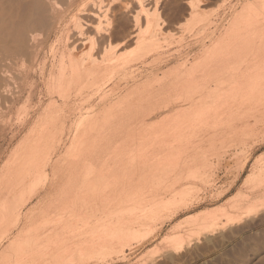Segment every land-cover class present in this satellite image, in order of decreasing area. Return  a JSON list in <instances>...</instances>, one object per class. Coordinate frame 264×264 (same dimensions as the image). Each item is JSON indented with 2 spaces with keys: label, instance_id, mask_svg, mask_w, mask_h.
<instances>
[{
  "label": "rangeland",
  "instance_id": "obj_1",
  "mask_svg": "<svg viewBox=\"0 0 264 264\" xmlns=\"http://www.w3.org/2000/svg\"><path fill=\"white\" fill-rule=\"evenodd\" d=\"M159 1L161 5L165 2L163 0ZM166 1L169 2L170 0ZM172 1L173 0H171V3L169 2L170 4L168 2L165 3L166 6L165 4L161 6L160 3L158 4L157 2V9H159L158 11L160 14L159 17H161L160 21L164 18L162 21L166 22L165 25L163 24L164 22H162V30L166 31L163 34L164 36H166L164 37L163 34L159 36L162 37L159 38V41L157 43V45L159 46L155 55L142 56V59L140 58L136 60V62L133 61L135 65L133 64V62H131L125 67H123V69H117L115 71L110 72V76L109 74L107 75L109 77L106 78V83L99 88L93 86H90V88L83 87L85 89H82L81 92L78 93L79 95L76 96V98L73 97L72 99L64 100L59 99V113H57L59 120L57 125H59V129L52 128V130H49L47 134L41 132V130L39 129V116L41 115L39 113L47 105L48 102L47 100H44L40 104L37 102L36 99H34L32 100V102H30V106L31 108L36 109L35 114L29 119L26 127L22 128L20 131H16L20 126L17 125L18 121L16 119V116H14L15 118L13 117L14 120L12 119L13 121L11 122V124L15 123V125L10 126V128L14 130V134L6 129L3 134L0 135V137L3 135L0 138V169H2L0 172V176L10 166L13 167L16 174L18 170L22 172L25 171V173L19 175H23L22 179L24 180L22 181V183H20L19 185L17 184V186H15V188H17L19 192L11 193V195L9 196V200H11L15 196L14 198L17 199L15 203H18V205L22 208V213H32V230L33 227L38 226L40 222V228L41 225L44 226L42 227L43 230L48 228V226H52L54 224L60 225L62 223L60 229L65 228L66 231H69V228L71 227V237H74V239L76 240L78 236L75 238L74 235H77V233L80 234L81 232L86 233L89 228V232H91L93 228V231H95L96 233H100V235H107L111 231V226L109 225L110 223L108 224L109 221L115 222L117 219H120V222L123 220L121 223L124 225V221L131 220L129 224V227H131V229L128 230L127 228L124 230L125 232L128 230L126 234L127 237L125 236L122 238L123 244L122 240L120 241V244H122V246L120 244H117L118 246H111L109 248H95L93 250H90L88 254H85L83 257H81V260L76 259L78 263L74 261L75 264H264L263 207H260V209H263L253 212L254 214L251 215L250 218L248 217L247 219L244 218L243 220L241 219L239 221L232 220L230 222H226V225L218 226V229H216L213 233H208V235L207 233L198 230L197 227V224L201 222L200 219H202L203 215L206 221L209 218L211 219L213 217L214 221L220 220L222 222H225V219H227L228 216L236 213L235 207L233 206L237 203H239V205L241 206H245L243 199L246 198V196L250 197L251 195H253L249 193V190L254 188L256 184L258 185L260 182L263 183L264 177L262 176L264 174V113L262 111L264 108L260 106V110L262 108L261 113L260 111L254 113L255 108L253 109L254 111L252 110V108L255 107V105L257 104L256 109L258 111L259 105L264 106V100L260 101L263 103L258 102L260 99L257 98L258 95L256 94V104H254L253 102L254 98L251 97L252 100H247L249 102L252 101L250 104L253 107H251L250 105L248 107L247 104L249 102L243 100L245 102L243 104V101L241 102V99L238 98L240 96H238L237 100H239H235L237 103L233 102L235 106L233 105L231 107V110L233 108L235 109V107L237 110L235 111L233 109L235 112L232 110V115H230V117L225 113L226 115L224 114L225 116L223 117L224 123L221 121V119L220 121L219 119L217 121L216 119H212L213 124L212 121L211 123L206 121L207 125L206 123H202L201 126H199L200 124L198 126H193V123L197 122L195 119H193V117L191 118L192 121L188 119L190 120V122H192L191 125L190 122L186 120L192 115H182V113L178 111L175 113L178 107L184 108L189 105L188 107L191 108V105L194 104L193 107H195L196 105H199L196 103L200 102L201 104H203L204 102L207 104L214 103L215 100L218 99L221 93V89H224L228 86L229 83H231L230 80L232 79V76L239 70H243L244 72L250 73L253 76H260L261 74H264L263 68L258 65L255 66L254 62H252L251 60L253 58V55L249 54L251 48L260 50L261 55H259L258 59L264 62V2L263 0H187L190 3L188 4V2L185 0L184 2L183 0H181L182 3L180 0V3L177 0V5L181 8H184V6L186 5H193L194 3L198 4L197 9L199 10H193V15L187 14L189 12H186L184 10L183 12L182 9L180 12H178V10L176 12V9L180 8H176V5H174L175 10H173V7L171 9H168V4L170 8V5L172 6V3L177 2L176 0H174V2ZM185 2L187 3L185 4ZM161 7H165V10H163V8ZM247 8L248 10L250 9V14L252 12V17L250 18L251 24L249 26V29L245 30V28H243L244 31L242 30L241 32L242 37L244 35V39H246V41L243 42V44L245 43V46L244 48H242L245 52L241 55L234 56L229 62L227 69H223L217 72L215 75L218 77L213 79L212 81H208L206 82V84H204L201 83V79L198 78V85L196 86H198L199 89L203 88L202 90H196L194 88L196 87L195 85L186 88H176L178 82H181L183 80L184 74L191 73L193 74V76L201 77L205 73L204 67L202 68L203 71H200V66L198 65L202 66L203 64L204 66L205 63V65H207L208 59L210 61L211 57L209 54L214 53L216 50L215 45L217 46V43L222 40L228 41L230 31L232 29V26H234L233 24L235 23V19L237 21L241 17H243L242 19H246L248 17V15H246V13L249 14ZM167 11H171V14ZM173 11H175L177 15L182 12L180 16L183 15V19L178 15L181 18L180 20H178L179 18H177L176 13H173ZM163 12H167L172 17L173 15L176 17L172 18L171 16H169L171 18L168 17V20L165 18L168 16V14H164ZM238 15H240V18ZM198 18L199 21L197 20ZM170 19H174L173 21H176L175 24L174 22L171 23ZM250 30L252 31L253 35L251 34ZM169 32L174 33L172 34ZM245 33L246 35L248 34V37L245 35ZM258 34L259 36L256 37V35ZM249 39L252 41L254 40L253 43L252 41L249 42ZM131 45L128 46L127 44L126 47L124 46V49L122 48L123 50L121 49L120 51L121 54L129 55L133 53L136 50V46L133 43ZM206 53L208 55H206ZM203 60L204 62H207L204 63ZM196 61H199L201 63L199 64V62L197 63ZM190 67L192 68V70L190 69ZM193 67L199 68L197 69L198 71L196 70V72L194 70L196 68ZM131 73L136 76V81L134 82H132L130 78ZM160 77L162 80H159ZM216 81L218 83H223L222 85L216 84ZM137 85L139 88L138 90L135 89V86ZM132 87L135 90L132 91ZM214 87L215 89L218 87V92L217 90H214ZM79 88L81 87H78L77 89ZM77 89L71 88V90H69L72 94ZM91 89L93 90V92H91ZM146 89L150 91L153 89L151 92L149 91L151 95L147 93L148 91ZM193 89L194 93H192ZM128 90L131 92H129ZM213 90L215 91L214 94ZM88 91H90V93ZM103 92L107 94V97L105 99H100L99 97ZM137 93H139L140 95L138 94L139 96L135 97L134 100H131L133 98L128 97L130 95L131 97L136 96ZM145 93H147V96H144V98L142 96L145 95ZM141 94L143 95L141 96ZM140 96L142 97L141 99L139 98ZM258 97H260V95ZM262 97L264 99V95H261V98ZM122 98H124L123 100L125 102H123ZM138 98L139 100H137ZM130 100L134 101L135 105H131L133 102H131ZM135 100L138 102L136 103ZM231 100L234 101L231 97L228 99V102H231ZM21 103L22 101L20 102V104ZM121 103L123 104L120 105ZM20 104L19 106H21ZM115 104H117L118 106H116ZM125 104L126 106H128V109L126 108V110L123 111L124 107H126L124 106ZM246 106L248 107V110L251 109V111H253V114H250V110L249 112L246 110ZM67 107L69 110H73L69 112ZM108 107L110 108V110H108ZM60 108L62 110H60ZM112 108L113 110H111ZM119 109L120 112L122 111V113L116 111ZM114 110L116 113L113 112ZM111 113L112 116L109 117ZM227 113L229 112L227 111ZM106 116L108 117L105 118ZM183 116L185 117L182 118ZM254 116L259 118L260 120H257L256 126L251 128H243V126H238V124L240 123L238 121L241 119V117H244L245 119H248L250 117L251 119H249L252 120V123ZM231 117L233 118L231 119ZM162 118L163 120H161ZM107 119L108 121L110 120L109 123ZM180 119L186 121H183V123L181 120L180 122L183 124H180ZM228 119H231V121ZM214 120L216 122V125ZM233 120H235L237 123ZM166 121L167 123H165ZM185 122H187L192 127V130L190 129L191 127ZM102 123H104L105 125ZM229 123L232 125L234 124L235 127L238 126V128H235L236 130L233 128L234 126L230 128L232 125L230 126ZM85 124H88V126L86 125L88 128L85 126ZM90 124H92V126ZM208 124L210 127L208 126ZM107 126H110V128H108ZM101 127L102 129H100ZM154 128L157 129L155 130ZM53 129H55L57 133L54 132ZM162 131H165V133L163 134ZM180 131H182L183 133ZM149 132L150 134H148ZM192 132L195 133L193 134ZM83 133L85 136L83 135ZM188 134L190 135V137ZM192 134H197V137L194 138ZM149 136L151 139H149ZM199 136H203L202 139H198ZM167 137L169 138L167 139ZM178 137H185L184 139L182 138V141L179 143V145L176 144L177 140L179 139ZM39 139L42 140V142L38 144V147L40 148L39 151L41 152H39L38 161L35 159V162H38V165L36 166L33 164V156L35 155V152L36 154L38 153V151L35 150L36 143ZM92 141L93 145L95 146L94 151H92L93 147H89ZM166 144L168 145L166 146ZM174 145H176L177 148L179 147L177 150H180L181 148L180 151L182 154L179 153V151L176 152L177 150L175 149L176 147ZM184 145L186 146V148ZM144 146L145 148H143ZM165 146L167 148H165ZM183 146L186 150L182 149ZM154 147H158L157 150L155 148V150L158 152L157 154L155 150L153 151ZM80 148H84L85 151H87L82 154L80 160V162H82L81 167L83 168V171H85V169L88 170V168L91 167H96L98 169H109L108 175L106 177L97 178L98 181H95V185H93L89 181L93 178L84 177L81 173L77 176H74L73 178L67 177V175L63 172L65 171L64 167V170H60L59 175H56L57 170H59L58 167L66 163H71L72 161H67L68 156L74 154L76 149L81 151ZM151 148L153 149L149 150ZM122 150L124 151L120 152ZM172 151L174 152L172 153ZM159 152H161L162 155L169 156L168 158H170V155L173 154L171 156L173 158H170L169 161H166V163L173 162L174 164H170L169 166V163H167V165L164 164L163 168H161V166L159 167L157 163L159 161H156L159 158H154L155 156L161 157V153L159 154ZM175 152L176 154L179 153V155H175ZM138 155L139 159H137ZM18 156H28V159L26 161L22 162L21 160L17 162V164L19 162L22 163L20 167L14 166V160L18 158ZM48 156H51L52 158L49 159ZM141 156H145V158L147 159L145 160V158L143 159ZM132 158L134 159L132 160ZM151 158L154 159V164L151 163L153 161L151 160ZM256 159H260L262 162L260 160L258 162L256 161ZM55 160L56 162L54 163L53 161ZM148 160L149 162H151L148 163ZM182 162L184 164H182ZM185 162L186 166H184ZM143 163H146L148 166L145 168L146 164L144 166L142 165ZM253 163H255V166L253 165ZM258 163L261 165H259ZM150 164L151 166L149 168ZM78 165L79 164H76L74 167L76 168ZM153 165L157 166L154 167ZM252 165L254 168L252 167ZM251 167L254 169L253 172H255L256 174L252 172ZM153 168H156L157 170L153 171ZM45 174L46 176H44ZM247 175L250 176H248L249 179L254 178V176H256L255 180H249L248 178H246ZM257 177L262 180L260 181L258 178V180L260 181L258 182ZM246 179L249 180V182L251 183L248 184ZM245 180L246 183L244 182ZM105 181L107 182L105 183ZM12 182L19 181L15 180ZM52 182L53 185H56V188L52 190V192H49V185ZM74 182H78L77 186H75L76 188L78 186H81L83 189V186H85V189H87L88 187L90 188L88 189L89 191L87 190L88 192H86L87 196L85 194L86 190L84 191L81 188L83 193L81 192V190L80 192L82 193V195H85L89 198V200H87L88 198L86 199L87 205L88 203H93L95 200L96 206H94L95 203H93V205L90 204L91 206L89 205L91 209L93 208L92 211L87 205H84L85 207L83 206L81 208L86 209V211L92 215L95 214L94 216L89 214L92 219L89 217L87 212H84L85 210H81V208L75 206L77 200L74 201L75 204L74 206H72V199L70 198V196L72 195L77 198L78 195H80V192L78 191L80 188L78 187L79 189L77 190L73 188L75 189V192L73 190L71 192V187H66V184ZM85 182L87 185L85 184ZM110 183L111 185L113 184L112 186L110 185L112 188L108 185ZM103 184H107L109 188L107 189L108 186L105 185V189L103 187ZM91 185H93V188L90 187ZM103 189H105L104 192ZM69 191L70 194L68 195L67 193H69ZM30 192H32V195L30 194ZM47 192L48 195L42 198L43 195ZM73 192L75 193V195L71 194ZM126 193H128L129 195H127ZM6 194V192H2V190H0V202L3 201L5 196H7ZM63 194L64 196H69L70 200L68 202H71L70 204L72 207L70 206L67 209V206L69 204H67L68 202H64L65 204H67L65 207L63 201H60L61 205L63 206H58V204H60L59 200L64 197ZM156 195L160 196L156 197ZM257 195L254 197V200H258L261 197H264V192L262 195ZM100 199L103 201L104 205L102 202L99 203ZM101 203L103 207L100 206ZM140 203L143 205H141ZM73 207L74 210L69 211V208L73 209ZM88 208L90 211L88 210ZM64 210L66 213L64 212ZM80 211L82 212V214H86L84 220H82L84 223L78 220L79 215L81 214ZM130 211L132 212V214ZM77 212L80 214L76 219L75 216L78 214ZM82 214L80 215V218ZM210 215L212 217H210ZM122 216L124 218L126 217V219H130H121ZM136 217H139L138 219H140V223L137 222ZM85 219L88 221L85 222ZM134 219L136 220L134 221ZM75 220H78V222ZM57 221H59V223ZM80 222L81 224H79ZM93 224H95V226H93ZM73 225L75 227H72ZM89 225L93 227L91 228ZM67 226L69 228H67ZM40 228L38 226L37 230ZM18 231L19 229H13V232L9 237L0 240V253L2 250L7 248V246L11 242L10 240L14 239ZM23 231L26 233L25 229ZM30 231H28L29 233L27 232V234L22 232V235H27V238L29 235H31L33 238V232L35 231L33 230V232H31L32 234H30ZM93 231L91 232V235ZM112 232H114V230H112ZM204 233L206 235H204ZM24 238H22V240ZM120 248L122 249V251L124 250L125 253L123 252L122 254L121 252H119L118 250L121 251ZM122 255H125V257L122 258ZM170 256L172 257V259L170 258ZM74 262H72L71 264H74ZM3 263L7 264L6 261L0 258V264Z\"/></svg>",
  "mask_w": 264,
  "mask_h": 264
},
{
  "label": "bare ground",
  "instance_id": "obj_2",
  "mask_svg": "<svg viewBox=\"0 0 264 264\" xmlns=\"http://www.w3.org/2000/svg\"><path fill=\"white\" fill-rule=\"evenodd\" d=\"M158 1L157 0H0V135L3 134V132L6 129L9 130V132L14 134V132H13L14 130H12L10 128L11 125H15V123L11 124V122L14 120L13 119L14 116H16V119L18 121L17 125L20 126L16 131H20L22 128L26 127L29 119L35 114V110L36 109L31 108V106H30V102H32V100H34V99H36L37 102L40 103V104L44 100H47V102H48L47 105L45 104L46 106L44 108L42 107L43 109L39 113L41 115V116H39L40 117L39 118V123H40L39 129L41 130V132H43L44 134H47L49 130H52V128L59 129L58 128L59 125H57L58 121H59L58 120V115H57V113H59L58 112L59 111V104H58V100L59 99L64 100V99H72L73 97L76 98V96L79 95L78 93L81 92L82 89H85L83 87H86V88L89 87L90 88V86L91 87L93 86V87L99 88L103 84L106 83V80H107L106 78L110 76V74H109L110 72L115 71L117 69L118 70L123 69V67H125L126 65H128L129 63H131L133 61L136 62V60L140 59L142 56H146V55L153 56V55H155V53H156V51L158 49V46H159V45H157V43L159 41V38L162 37V36L161 37H159V36L162 35L164 32H166V31L162 30V28H163L162 22H164L162 20L164 18L161 19V21H160L161 17H159V15H160L159 11H158L159 9H157L158 8L157 7V2ZM163 1H165V2L162 3V5H161L160 1L158 2V4L160 3V5L163 6L165 3L168 2L166 0H163ZM178 1L174 2V0H173L172 2H174L176 4L172 3V6L170 5V8H169V4L171 3V0H170L169 1L170 3L168 2L169 4L167 5L168 9H171L172 7L174 8V5H176L175 6L176 8L180 7V6L177 5ZM180 1H179V3H180ZM185 1H187V0H185ZM193 1H195V0H193ZM183 2H184V0H183ZM187 2H188V4H190L189 1H187ZM187 2H185V4ZM263 2H264V0H263ZM263 2H261V3H263ZM140 3H143L144 7H139L138 5ZM181 3H182V1H181ZM197 5L198 4H196V3H194L193 5H190V6L189 5L188 6L187 5L186 6L183 5L184 8L180 7L178 9H176V12H177V10H178V12H180L181 9H182V11L184 10L186 12H189L187 14H193V10L195 11V9H197ZM165 6H166V4H165ZM159 8H160V6H159ZM161 8H163V10H165L164 9L165 7H161ZM173 10H175V8ZM197 10H199V9H197ZM247 10H248V8H247ZM249 10H248V13H249ZM171 11H167V12L168 13L170 12V14H171ZM167 12H163V13L166 14ZM176 12L173 11V13H176ZM243 12H244V10H243ZM180 14H178V15L180 16ZM251 14H252V12H251ZM251 14L250 13L249 14L246 13V15H248V17L246 19L245 18L242 19L243 17L240 18V15H238L240 19H238L237 21L235 19V23L233 24L234 26H232V29H231L230 34H229L230 36L228 35L229 36L228 41H226V40L223 41L222 40V41H219L217 43V46L215 45L216 50H215L214 53L209 54L211 57L208 56V57H210V61L208 59V64L207 65H205L206 64L205 62H207V61L204 62V60H203V62L205 64H204V66H203V64H202V66L198 65V66H200L199 67L200 69L196 68L197 66L193 67V68H196V69H194L195 71L197 69H199L200 71H203L202 68L204 67L205 73L201 77H196V76H193V74H191V73H186V74L183 75V80L181 82H178L176 88H183V87L186 88V87H190L192 85L196 86V85H198V83H197L198 78L201 79V83H204V84H206V82H208V81H212L213 79L218 77V76L215 75L217 72H219V71H221L223 69H227L229 62L231 61V59L234 56L241 55L242 53H244L245 51L242 48H244V46H245L244 45L245 43L243 44V42H245L246 39H244V35L242 37L241 32H242V30L244 31L243 28H245V30L249 29V26L251 24L250 23L251 22L250 18L252 17ZM176 15H177V13H176ZM178 15H177V18H179L178 20H180L183 15L180 16L181 18ZM169 16H171V15L168 14V16L165 17V18L168 19ZM171 17H169V18H171ZM174 17H176V16L173 15L172 18H174ZM173 20L174 19H170V22L171 23L174 22ZM178 20H177V22H178ZM197 20L199 21V18ZM255 20H256V18H255ZM175 22H174V24H175ZM165 23L166 22H164L163 24L165 25ZM190 23H191V21H190ZM175 28H176V26H175ZM177 31H178V29H177ZM250 32L252 34L251 30H250ZM169 33L173 34L174 32H169ZM245 35H246V33H245ZM163 36H164V34H163ZM246 36L248 37V34ZM249 36H250V34H249ZM258 36H259V34L256 35V37H258ZM254 38H252V39H254ZM251 41L252 40L249 39V42H251ZM253 41H252V43H253ZM129 43H131V44L133 43L136 46V50L133 53L129 54V55L121 54V52H120L121 49L124 46L126 47L127 44H128V46H130L131 44H129ZM214 44H215V42H214ZM207 53H206V55H208ZM249 54L253 55L252 56L253 58L251 60H252V62H254V65L255 66H257V65L261 66V68H263V70H264V62L260 61V59H258L259 55H261V51L258 50V49H255V48H251ZM151 60H153V59H151ZM137 62H139V61H137ZM200 63L201 62H199V64ZM133 64H134V62H133ZM190 69L192 70L191 67H190ZM108 74H109V76H107ZM232 74H234V73H232ZM135 77L136 76L133 73H131L130 78H131L132 82L136 81ZM159 80H162L161 77H160ZM230 81H231V83H229L227 87H225L224 89H221V93H220L218 99L215 100L214 103L207 104V103L204 102L203 104H201V102H200V103H196V104H199L198 106L196 104H195L196 105L195 107H193L194 104L191 105L192 106L191 108L188 107L189 105L187 107H184V108L183 107H178L176 109L175 113L178 111V112H181L182 115H184V114H188V116L192 115L191 117H189V118L186 117L187 119L186 118L185 119L190 122V120L192 121L191 118L193 117V119H195L197 121V122L193 123L194 124L193 126H195V125L198 126L199 124H200L199 126H201V124L202 123L205 124L206 121L210 122V123L212 121V124H213V120L212 119H216V121L218 119L220 121V119H221V121L223 122V117L226 114L229 115V117H230V115H232L231 111L234 109L233 108L231 110V107L234 105L233 102L237 103L235 100H237L238 96H240L238 98L241 99V102L243 100L244 101H248V100H252V98H254L253 102H254V104H256L255 103V102H257L256 97H255L256 94L258 96L260 95V97L257 96V98L260 99V100L258 99L259 100L258 102H260L261 100H264L263 97L261 98V95L262 96L264 95V74H261L260 76H253L250 73H246L243 70H239L232 76V79ZM216 82H214V83H216ZM222 83L221 82L220 83L217 82L216 84H221L222 85ZM224 84H226V83H224ZM78 87H81V88L77 89ZM199 87H200V85H199ZM66 88L68 89V91H67ZM71 88H73V89L76 88L77 90H75V91L73 90L74 92L71 94L70 93ZM194 88L196 90H198V91L203 89V88L199 89L198 86H196ZM135 89H137V90L139 89L138 85L135 86ZM135 89H133V87H132L131 90L133 91ZM217 89H218V87L216 89L214 87V90H217ZM64 90H66L67 92L64 91ZM214 90H213V94L215 93ZM140 91H142V90H140ZM147 91L146 92L151 95V93H149L150 90H147ZM88 92L90 93V91H88ZM91 92H93V90ZM129 92H131V91H129ZM217 92H218V90H217ZM126 93H128V92H126ZM139 93H137L136 96L131 97V95H130L128 97L133 98L131 100H134L135 97H138L140 95ZM147 93H145V95L141 94V96L142 95H143L142 97L147 96L146 95ZM192 93H194V89L192 90ZM213 94H211V95H213ZM106 95L107 94H105L103 92V93H101V96L99 98L100 99H105L107 97ZM141 96L139 97L140 99L142 98ZM244 96H246V97H244ZM231 97L234 100V101L231 100L232 103L230 101L228 102V99L231 98ZM124 98H122V100ZM139 98L137 100H139ZM21 101H22L23 104L22 103L20 104ZM244 101H243V104L245 103ZM123 102H125V101L123 100ZM131 102H133L131 104V105H133L134 101H131ZM137 102L138 101H136V103ZM251 102H249L247 104L248 107H249V105L251 107H253L250 104ZM263 102H260V103H263ZM19 104L21 106H19ZM117 104H115V105L118 106ZM122 104L123 103H121L120 105H122ZM256 105H255V107L252 108V110L255 108V111L253 110L254 113L259 112V111L261 113L262 108H264V106L263 105H259L258 106L259 108L257 107L259 110L257 111ZM17 106H19V107H17ZM124 106H126V104ZM260 106H262L261 110H260ZM127 107L128 106L124 107L123 111H125ZM129 107H132V106H129ZM248 107L246 106L245 108L249 112V110L251 111V109L248 110L247 109ZM71 108H73V107H71ZM122 108H123V106H122ZM67 109H68V107H67ZM60 110H62V109L60 108ZM72 110L73 109L69 110V112L72 111ZM108 110H110V108ZM111 110H113V108ZM234 110L235 111L237 110L236 107H235ZM243 110H245V109H243ZM63 111H64V109H63ZM116 111L120 112V109L116 110ZM227 111L229 113H227ZM253 111H251L250 114H253ZM113 112H115V110ZM241 112H242V110H241ZM262 112L264 113V109H263ZM120 113H122V111ZM64 114H65V112H64ZM117 114H116V116H117ZM239 114H241V113H239ZM248 115H249V113H248ZM260 115H263V114H260ZM110 116H112V113H111V115H109V117ZM185 116H183L182 118H184ZM233 116H234V114H233ZM256 116L253 117L254 119L252 118L253 119L252 123H251L252 120H250L251 116L249 117L250 119L248 117H247L248 119H245L244 117H246V116L241 117V119L239 118L240 120L238 122H240V123L238 124V126H240V127L243 126V128L244 127L245 128L246 127L251 128V127L256 126V122H257V120H259V118H257ZM107 117L108 116H106L105 118H107ZM237 117H238V115H237ZM232 118L233 117H231V119ZM35 119H36V117H35ZM108 119H107V121H108ZM188 119H190V120H188ZM231 119H228V120L231 121ZM44 120H45V122H44ZM46 120H47V122H46ZM101 120H103V119H101ZM161 120H163V118ZM181 120L182 119L179 120L180 124H183L184 123L183 121H186V120H182L183 123H181L180 122ZM109 121H108V123H109ZM233 121H235V120H233ZM92 122H93V119H92ZM104 122H106V121H104ZM214 122H215V120H214ZM225 122H226V120H225ZM158 123H160V122H158ZM165 123H167V121ZM185 123L188 124L187 122H185ZM191 123L192 122H190V125H191ZM195 123H197V124H195ZM95 124H96V122H95ZM102 124H104V123H102ZM86 125L88 126V124H85V126ZM90 125L92 126V124H90ZM206 125H207V123H206ZM215 125H216V122H215ZM229 125L231 126L232 124L229 123ZM110 126H107V127L110 128ZM208 126H209V124H208ZM227 126H225V127H227ZM238 126L235 127V125L233 124L230 128L233 127L235 129V128H238ZM102 127L100 129H102ZM156 127H158V126H156ZM202 127H204V126H202ZM212 127H213V125H212ZM55 129H53L54 132H56ZM190 129L192 130V127ZM221 130H222V128H221ZM98 131H100V130H98ZM182 131H184V130H182ZM182 131H180V132H182ZM152 133H153V131H152ZM162 133L164 134L165 131L164 132L162 131ZM228 133H229V131H228ZM148 134H150V132ZM172 134H175V133H172ZM83 135H84V133H83ZM196 135L197 134L193 135L194 138L197 137ZM147 136H146V138H147ZM200 136H199L198 139H200V138L202 139L203 136L202 137H200ZM205 136H207V135H205ZM162 137H164V136H162ZM189 137H190V135H189ZM189 137H188V140H189ZM168 138L169 137H167V139ZM178 138H177L178 140H177L176 144L179 145V143L182 141V138L184 139L185 137H182V138L178 137ZM149 139H151L150 136H149ZM158 139H159V136H158ZM198 139H197V141H198ZM170 140H171V138H170ZM251 140H252V137H251ZM194 141H196V140H194ZM41 142H42V140H40V139L37 141L36 150L35 151H38V153L36 154V152H35L34 153L35 155L33 156L34 157L33 164L36 165V166L38 165V162H35V159L38 161L39 152H41V151H39L40 148L38 147V144H40ZM186 143H188V142H186ZM189 143H192V142H189ZM193 143H195V142H193ZM92 145H93V141L91 142L89 147H93L92 151H94L95 150L94 149L95 146L94 145L92 146ZM141 145H143V144H141ZM167 145L168 144H166V146ZM192 145H194V144H192ZM166 146H165V148H167ZM174 146L176 147V145H174ZM184 146H183L182 149L186 148V146H185V148H184ZM143 148H145V146ZM155 148L157 150L158 147H154V149L151 148L149 150L153 149V151H154ZM178 148L176 147L175 149L177 150ZM78 149H76L74 154L69 155L68 158H67V161H72V162L71 163H66L64 165L61 164L62 166L58 167L59 170H57L56 175H59L60 170H64L63 169V167H64L65 171H63V172H64V174L67 175V177H69V178L72 177L73 178L74 176H77L78 174L81 173V174H83L82 176H84V177L93 178L92 180H89V181L93 185H95L94 183L97 180V178L106 177L108 175L109 169H104V168L103 169H98L96 167H91V168H88V170L85 169V171H83V168L81 167L82 162H80V160H81L82 154H84L87 151H85L84 148H82L83 150L80 148L81 151L78 150ZM200 149H202V148H200ZM156 150H155V152L157 154L158 152ZM180 150H181V148H180ZM180 150H177L176 152L179 151V153H181ZM188 150H189V148H188ZM123 151L124 150H122L120 152H123ZM142 152H144V151H142ZM173 152L174 151H172V153ZM176 152L174 154L178 156L179 153L176 154ZM160 153L161 152H159V154ZM121 155H122V153H121ZM139 155H138L137 159H139ZM172 155H170V158H173V157H171ZM148 157H150V156H148ZM156 157L159 158L156 161H159L157 163H158L159 167L161 166V168H163L164 164L167 165V163H169V166H170V164L171 165L174 164L173 162L172 163H170V162L166 163V161H169L170 158H168L169 156H167V155H162V153H161V157L155 156L154 158H156ZM51 158L52 157L50 156L49 159H51ZM142 158L144 159L145 156L142 157ZM27 159H28V156H21V157L18 156V158H16L14 160V166L20 167L22 163L19 162L20 164L19 163L17 164V162L21 161V160H22V162H24ZM133 159L134 158H132V160ZM146 159L147 158H145V160ZM160 159H162V160H160ZM151 160H153V161L152 162L150 161V162L154 164L155 163L154 159L151 158ZM259 160L256 159V161H258V162H259ZM53 162L55 163L56 160L53 161ZM147 162L150 163L149 160ZM76 164H79L77 166L78 169H77V167L76 168L74 167ZM131 164H132V162H131ZM145 164L143 163L142 165L145 166ZM147 164H146L145 168L148 166ZM182 164H184V163L182 162ZM254 164L255 163H253V165ZM263 164H264V162H263ZM253 165H252V167H253ZM259 165H261V164H259ZM150 166H151V164L149 165V168H150ZM155 166H157V165H155ZM179 166H180V164H179ZM184 166H186V162H185ZM52 167H53V165H52ZM23 168H27V167H23ZM128 168H130V167H128ZM164 168H166V167H164ZM251 168H250V172H251ZM253 168H252V172L254 170ZM1 170L2 169H0V172H1ZM155 170H157V169L155 168L153 171H155ZM167 171H168V169H167ZM148 172H150V171H148ZM162 172H164V171H162ZM23 173H25V171L22 172V171L18 170V172L16 174L15 170L13 169V167L10 166L0 176V190H2V192H6L7 193L6 194L7 196H5L3 201L1 200L2 202H0V240H2L3 238L9 237L12 234L13 229H19V231L16 234V236L14 237V239L10 240L11 242L9 243L7 248L2 250L1 253H0V258L2 260L6 261L7 264H61V263H63V264L70 263L71 264L74 261L76 263H78L77 260L80 259L81 257H83L85 254H88V252L90 250H93L95 248H107V247L109 248L111 246H118L117 244H120L121 240H122V244H123V239L122 238L125 237L127 232H128V230L131 229V227H129V224H130L131 220H127V219H130V218L126 219V217L124 218L123 216H122L121 219H124V220L126 219L127 220V221H124V225L121 223L123 220L120 222V219L119 220L118 219L117 220L114 219V220H116L115 222L114 221H109L108 222V224L110 223L109 225L111 226L110 227L111 231L109 230L110 233L107 234V235L106 234L103 235L102 233H101L102 235H100V233L98 234L95 231H93L92 227L95 226V224H93V226L89 225L92 228V231H93L92 235H91L92 231L89 232V229H90L89 228L88 231H86V233L85 232H83V233L81 232L80 234L77 233V235H74L75 238L78 236V238L75 240L74 237H71L72 236V231H70L72 229L71 227L69 228L67 226V228H69V231H66L65 228H61L60 229V226L62 225V223H61L60 225L59 224H54L52 226H48V228L43 230L42 227H44V226L41 225V228H40V223H41L40 220H39L40 223L38 224L40 229L37 230L38 226L35 227L33 225L34 226L33 230L35 231V232H33L32 226H31L32 213L26 212V213L23 214L22 213V208L18 205V203H15L17 199L14 198L15 197L14 195H13L14 197L11 200H9V196L11 195V193L19 192V190L17 188H15V186H17V184L19 185L24 180V179H22L23 175L19 176V175H21ZM253 173L256 174L255 172H253ZM37 175H38V173H37ZM130 175H131V172H130ZM44 176H46V174ZM109 176H111V175H109ZM248 176L249 175H247L246 178H248ZM255 177L256 176H254V178H251V179L255 180ZM262 177H264V174H263ZM142 178H144V177H142ZM258 178L259 177H257V180H258ZM150 179H152V178H150ZM251 179H249V180H251ZM15 180L19 181V182H12V181H15ZM246 180L244 181L245 183H246ZM249 180H247L248 184L251 183V182H249ZM259 180L261 181L262 179L259 178ZM259 180H258V182H260ZM89 181H88V184H89ZM106 182L107 181H105V183ZM77 184H78V182L67 183L66 187L67 186L71 187V190H70L71 192H72V190L74 191L75 189L77 190V189L80 188L78 190L80 192L82 187L78 186L79 188L78 187L76 188L75 186H77ZM85 184H86V182H85ZM255 184H256V182H255ZM93 185H91L90 187H92ZM105 185L106 186H108V185L110 186L111 183L108 184V185L107 184H103V187ZM109 186L107 187V189L109 188ZM122 186H121V188H122ZM83 187H84V189L83 188L82 189L84 191L86 190L85 191V194H86V192H88L89 191L88 189H90V188L88 187L87 189H85V186H83ZM55 188H56V185H53V182H52L49 185V190L48 191L52 192V190H54ZM73 188H75V189H73ZM168 188H169V186H168ZM168 188H167V190H168ZM251 188H252V186H251ZM31 189H32V187H31ZM105 189H103V192H104ZM165 189H166V187H165ZM111 190H109V191H111ZM70 191H69V193H67L68 195L70 194ZM74 192L71 193V194L75 195ZM81 192L83 193L82 190H81ZM81 192H80V195H78L77 198L72 196V195L70 196V198L72 199V201H71L72 202V206H74V204H75L74 201H76V200H77V203L75 204V206H77L78 208H81L84 205H87L86 202H87V200H89V198L86 197L87 194L85 196V195H82ZM263 192H264V181H263V183L260 182L258 185L256 184V186H254V188L249 190V193L253 194V195H251L252 197L251 196L250 197L246 196V198L243 199L244 200L243 202L245 203V206H241V205H239V203L235 204L236 206L235 205L233 206V207H235L236 213L233 214V215L228 216V218L225 219V222H222L220 220H219L220 221L219 222L216 219H215L216 221H214L213 217L211 215H210V217H212V218L211 219L209 218L206 221L205 217L203 215L202 219H200L201 222H199L197 224L198 226L196 225L198 227V230H201V231L207 233V235H208V233H213L216 229H218V226L226 225L227 224L226 222H230L232 220H238L239 221L241 219L243 220L244 218L247 219L248 217L250 218V216L254 214L253 212L259 211V210L264 208V197H261L258 200H254V197L257 194H261L262 195ZM128 193H126V194L129 195ZM30 194L32 195V192H30ZM47 195H48V192L45 193L42 198L46 197ZM63 196H64V194H63ZM157 196H160V195H156V197ZM243 196H244V194H243ZM70 198H69V196H64V197L61 198V200H59V203H60V201L61 202L63 201V203L64 202H68L70 200ZM106 198H108V197H106ZM161 198H162V196H161ZM100 200H99V203L100 202L103 203V201L102 200L100 201ZM92 201H93V198H92ZM71 202L67 203V204H69L67 206V209H68V207L71 206V204H70ZM54 203H55V201H54ZM56 203H57V200H56ZM93 203H95L94 206H96L95 200H94ZM93 203H90V204L93 205ZM102 203L100 204L101 207H103V205H104V203H103V205H102ZM67 204H65V207H66ZM90 204L88 203L87 206L92 211L93 208L91 209V207H90L91 205ZM60 205H61V203L58 204V206H60ZM141 205H143V204H141ZM61 206H63V205H61ZM139 207H138V210H139ZM148 207H150V206H148ZM260 207H263V208L260 209ZM89 208H88V210H89ZM69 209H70L69 211H71V210L73 211L74 207H73V209L72 208H69ZM79 210H78V212H79ZM81 210H85L84 211L85 213L87 212L86 209H82L81 208ZM96 211H98V210H96ZM64 212H65V210H64ZM85 213H83L84 214V216H83V214L81 212V214H82L81 218H80L81 214L78 213L75 216L76 219H77L78 215L80 214L78 220L81 221L82 223H84L82 220H84V218H85V215H86ZM93 213H95V212H93ZM89 214L90 213H88V215ZM131 214H132V212H131ZM56 215H58V214H56ZM59 215H62V214H59ZM90 215H92V214H90ZM90 215H89V217H90ZM94 215H92V216H94ZM130 217H131V215H130ZM90 218L92 219V217H90ZM138 218H137V222L140 223V219H138ZM62 219H60V220H62ZM86 219H85V222H87L89 220V218H88V220H86ZM78 220H75V221L78 222ZM135 220L136 219H134V221ZM46 222H44V223H46ZM57 222L59 223V221H57ZM81 222L79 224H81ZM71 223H72V221H71ZM75 226H76V224H75ZM75 226L73 225L72 227H75ZM127 228H128V230L125 232L124 230L127 229ZM24 229H25L26 233L23 231ZM29 229L32 230V231H30ZM39 230L40 231L43 230V231L40 232ZM112 230H114L115 234H114V232H112ZM28 231H30V234H32L31 232L34 233L33 238H32L31 235H29L28 238L26 237L27 235L26 236L22 235V232L27 234ZM205 233H204V235H206ZM21 235L24 236L26 239L24 237H22ZM22 238H24L23 239L24 241L22 240ZM122 244H120V245L122 246ZM129 247H128V249H129ZM123 249H124V247H123ZM118 251L121 252L122 254L124 252V250L122 251V249H121V251L120 250H118ZM124 257H125V255H122V258H124ZM172 257H173V255H172ZM172 257L170 256L171 259H172ZM75 262H74V264H75Z\"/></svg>",
  "mask_w": 264,
  "mask_h": 264
},
{
  "label": "snow or ice",
  "instance_id": "obj_3",
  "mask_svg": "<svg viewBox=\"0 0 264 264\" xmlns=\"http://www.w3.org/2000/svg\"><path fill=\"white\" fill-rule=\"evenodd\" d=\"M138 6L139 7H144V4L143 3H140ZM157 7H158V4H157Z\"/></svg>",
  "mask_w": 264,
  "mask_h": 264
}]
</instances>
